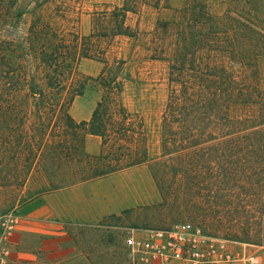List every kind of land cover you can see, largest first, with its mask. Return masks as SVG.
I'll return each mask as SVG.
<instances>
[{"label":"trees","instance_id":"obj_1","mask_svg":"<svg viewBox=\"0 0 264 264\" xmlns=\"http://www.w3.org/2000/svg\"><path fill=\"white\" fill-rule=\"evenodd\" d=\"M3 1L0 13L10 12ZM169 1L98 4L90 13L88 34L69 28L73 21L66 18L64 1L39 0L33 7L21 4V18L35 14L21 36V112L23 118V113L33 110L40 120L33 128L36 136L21 138V147L26 144L35 157L47 148L54 161L65 159L56 164V174L70 158L91 165L89 155L83 153L84 143L89 134L99 136L104 167L96 176L86 173L83 180L151 160L145 125L122 99L124 61L108 54L118 38H140L142 32L131 23L130 14L137 15L144 6L161 9ZM54 2V10L46 16L44 8ZM232 11L227 7L217 12L205 1L188 0L172 19L159 20L151 33L146 55L166 62L168 84L161 153L153 158V174L162 197L157 205L167 207L173 216L190 218L207 236L262 244L259 223L238 230L222 224L241 213L251 198L243 185L240 194L233 192L232 180L239 176L252 182L255 172L264 173V143L257 141L264 135V105L253 101V92L261 93L260 86L241 66V56L247 55L245 34L225 32ZM84 58L105 64L98 76L79 73ZM90 82L102 95L92 117L77 121L69 107ZM2 97L0 90V103ZM255 162L262 167L257 170ZM134 209L109 217L121 218ZM185 222L152 229H171ZM135 264L141 262L137 259Z\"/></svg>","mask_w":264,"mask_h":264},{"label":"rangeland","instance_id":"obj_2","mask_svg":"<svg viewBox=\"0 0 264 264\" xmlns=\"http://www.w3.org/2000/svg\"><path fill=\"white\" fill-rule=\"evenodd\" d=\"M38 1L4 0L3 3L10 12L4 10L0 13V90L3 92L4 102L0 103V214L18 210L23 204L42 194L82 179L86 173L96 176L99 169L104 167L99 155L101 149L99 136L95 138L89 134L84 143L83 153L89 155L91 165L85 164V161L81 163L79 157L70 158L65 167L57 169L56 174L54 172L56 164L62 163L65 159L59 158L54 161L47 154V148L42 156L35 157L26 144L21 147V138L25 141L36 136L33 128L35 129L40 120L39 115L33 110L27 111V115L23 113L22 118L21 36L26 34L31 21L35 19V14L31 13L21 18L20 10L21 4L23 7L29 5L33 7ZM58 1H64L67 5L66 18L73 21L69 28H76L81 33L88 34L91 29L90 13L96 5L104 2L120 4L123 0H57V3ZM202 1L209 3L211 9L217 12H223L227 7L233 9L229 14L230 25L224 29L227 33L245 34L243 37L248 42V47L245 52L247 55L241 56V66L248 71L250 80L260 86L261 93L253 92V101L255 104L264 105V0ZM57 3L54 2L44 8L46 16H50L49 13L54 10ZM187 3L188 0H170L161 9L144 6L137 15L130 14L131 23L142 32L140 38L120 37L113 42L112 51L108 54L111 59L117 57L124 61L121 73L125 83L122 99L129 110L141 119L146 129L152 159L136 165L135 173L139 176L150 175L153 178L158 199L135 207L133 212L121 218L107 217L99 223L70 226L68 229L70 244L76 248L79 255L87 257L89 264H135L137 255H150L144 246L150 229L169 227L177 221H192L190 218L173 216L167 207L157 205L162 197L153 174L155 168L153 158L161 153L162 120L168 98L167 64L164 61L151 60L146 55L149 38L158 21L172 19L176 9L184 7ZM104 65L99 59L84 58L79 63L78 71L81 75L96 77ZM92 84L93 82H90L84 92L75 95L71 102L69 109L77 121L89 120L101 98L100 89ZM52 123L51 120V125ZM257 141L264 143V135H260ZM255 167H258V170L262 164L255 162ZM238 178L239 176H236L230 183L233 192L240 194L243 185L245 193L249 195L247 197H251L247 202L249 205L240 208L241 213L234 215V219L222 224L227 227L234 225L238 230L259 223L263 230L264 243V173L261 175L255 172L252 182ZM139 242L140 246L137 244ZM232 245L237 252L242 251L241 244ZM248 249L257 250L252 247ZM52 262L53 260L47 259L45 264ZM149 262L157 264L159 259L149 258Z\"/></svg>","mask_w":264,"mask_h":264},{"label":"crops","instance_id":"obj_3","mask_svg":"<svg viewBox=\"0 0 264 264\" xmlns=\"http://www.w3.org/2000/svg\"><path fill=\"white\" fill-rule=\"evenodd\" d=\"M134 167L77 180L20 206L10 264H45L47 259L52 264H89L70 244V226L99 222L158 199L153 178L137 175Z\"/></svg>","mask_w":264,"mask_h":264},{"label":"built area","instance_id":"obj_4","mask_svg":"<svg viewBox=\"0 0 264 264\" xmlns=\"http://www.w3.org/2000/svg\"><path fill=\"white\" fill-rule=\"evenodd\" d=\"M19 223L20 214L17 210L0 214V264H10L15 249L12 239ZM145 241L144 246L150 255H137L135 261L138 259L141 264H150L149 258H158L157 264H264V243L237 242L207 236L190 222L171 229H150ZM232 243L241 244L242 251L237 252ZM137 244L140 246L141 243ZM248 247L257 250L251 251Z\"/></svg>","mask_w":264,"mask_h":264}]
</instances>
